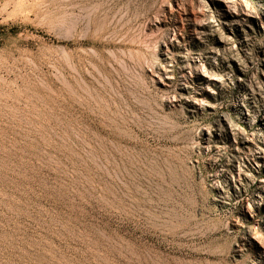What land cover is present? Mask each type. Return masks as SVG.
I'll return each mask as SVG.
<instances>
[{"label": "rangeland", "instance_id": "rangeland-1", "mask_svg": "<svg viewBox=\"0 0 264 264\" xmlns=\"http://www.w3.org/2000/svg\"><path fill=\"white\" fill-rule=\"evenodd\" d=\"M0 264H264V0H0Z\"/></svg>", "mask_w": 264, "mask_h": 264}, {"label": "bare ground", "instance_id": "bare-ground-1", "mask_svg": "<svg viewBox=\"0 0 264 264\" xmlns=\"http://www.w3.org/2000/svg\"><path fill=\"white\" fill-rule=\"evenodd\" d=\"M262 195H263V190H261L260 194L257 196L259 198V200L263 199V196ZM254 204L259 206V203H257V202H255Z\"/></svg>", "mask_w": 264, "mask_h": 264}]
</instances>
